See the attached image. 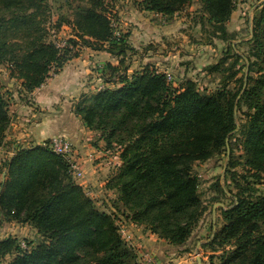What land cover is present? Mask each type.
<instances>
[{
  "label": "trees",
  "instance_id": "trees-1",
  "mask_svg": "<svg viewBox=\"0 0 264 264\" xmlns=\"http://www.w3.org/2000/svg\"><path fill=\"white\" fill-rule=\"evenodd\" d=\"M86 1L73 6L72 17L59 19L54 26L67 23L86 45L104 49L107 43L112 55H125L131 46L114 35L105 0ZM192 1L142 0L141 5L173 16ZM200 1L208 22L227 35L233 0ZM47 8L48 0H0V63L11 77L22 81L26 93L43 85L71 59L69 47L47 40ZM253 23L249 83L240 97L241 90L235 92L227 84L211 94L200 92L191 80L174 89L165 74L149 68L131 77L120 75L121 60L119 65L106 64L119 76L120 86L83 94L75 105L76 114L100 133L106 147L117 145L120 151L122 164L107 183L118 194L114 206L118 209L121 203L134 222L174 245L187 243L206 210L193 165L226 151V140L233 133L243 136L244 165L255 177H264V1ZM243 103L251 111L239 126L237 110ZM10 123L0 83V147ZM3 167L0 211L30 222L41 239L27 248L15 237L0 239V264H138L137 253L119 232L115 216L101 210L73 179L62 156L43 144L35 145L16 151ZM238 187L233 204L222 208V229L203 246L217 240L231 246L220 264H264V192ZM222 192L226 194L223 188Z\"/></svg>",
  "mask_w": 264,
  "mask_h": 264
},
{
  "label": "rangeland",
  "instance_id": "rangeland-1",
  "mask_svg": "<svg viewBox=\"0 0 264 264\" xmlns=\"http://www.w3.org/2000/svg\"><path fill=\"white\" fill-rule=\"evenodd\" d=\"M141 1L105 0L114 35L123 37L131 46L125 55L118 57L108 51L107 43L105 44L107 49H96L94 46L86 45L67 23L60 28L54 26L59 19L66 20L72 17L73 6L78 3L86 5V0H48L49 8L46 9L45 14L49 16L47 17L49 23L46 25L49 26L50 32L47 40L56 43L59 47H69L68 54L71 59L65 65L70 64L74 58L80 57L79 61H76L80 71L82 73L86 72V69L90 71L84 74L85 82H88V90L81 95H91L101 89L120 86L119 76L116 73L114 75L106 64L123 60L120 65V75L127 74L131 77L134 73L149 68V71L165 75L170 73L172 80L168 84L174 89H179L191 80L196 83L200 92L211 94L227 84L228 88L235 92L241 90L240 97L249 83L248 58L253 45V18L258 6L264 0H233L234 8L230 19L226 22L227 35H223L208 22V14L200 0H193L173 16L161 14L155 16L152 11L142 8ZM42 16L45 18L44 15ZM160 60L161 62L158 63ZM54 75L56 73H52L50 77ZM0 83L9 104L11 123L16 122L22 115L19 111L26 109L23 105H33V98L23 90L22 81L11 77L10 70L2 63H0ZM81 95L76 103L83 98ZM14 103L19 105L12 108ZM250 111L251 109L244 103L241 109L237 110L239 126L246 122V112ZM7 131L0 147V180H3L6 174V169L3 167L5 160L23 148L20 140L13 138L7 140ZM228 138L229 155L227 147L226 151L216 152L206 160L196 161L193 165V170L200 181L199 190L206 210L187 243L183 245H174L151 231L148 226L134 222L130 211L121 203L117 209L114 206V201L118 197L115 189L107 192L104 190L91 196L101 210L115 216L119 232L137 253L138 264L221 263L222 257H225V250L231 246L220 245L218 240L209 247L203 245L213 241L216 233L222 229L225 223L222 208L233 204L236 199L233 196L241 190L238 186L252 187L258 192H264V177H255L244 165L243 136L233 133ZM14 144L17 146L12 149ZM111 150L113 153L111 157L119 156L117 145ZM113 160L111 170L114 172L107 175L108 178L120 168L119 164L115 163V158ZM116 160L119 161L118 158ZM72 176L78 182L73 174ZM234 178L236 182L233 181ZM222 188L226 194L222 192ZM217 202L224 203L225 206L217 207L214 224L213 206ZM6 237L17 238L24 248L41 239L38 230L30 222H20L0 211V239ZM199 242L202 244L198 246ZM9 259L10 257L6 261Z\"/></svg>",
  "mask_w": 264,
  "mask_h": 264
},
{
  "label": "crops",
  "instance_id": "crops-1",
  "mask_svg": "<svg viewBox=\"0 0 264 264\" xmlns=\"http://www.w3.org/2000/svg\"><path fill=\"white\" fill-rule=\"evenodd\" d=\"M153 14L164 16L158 12ZM79 59L80 57L71 60V65L66 64L60 72L49 77L43 85L29 93V97L33 98V105H23L26 109L19 111L22 115L16 122L12 121L6 138L20 140L23 148L41 145L55 137L68 138L77 148L83 161L84 176L78 179L77 183L93 197L104 190L112 191L107 187L109 181L107 175L114 172L111 170L113 168L111 161L115 158V163L120 167L122 160L120 151L117 152L119 156H110L113 154L112 150L106 147L100 133L89 129L75 112L76 100L82 92L88 90L84 74L90 72L89 69L83 73L80 71L76 62ZM118 63L117 61L114 64ZM18 105L14 103L12 108ZM15 146L17 145L14 144L12 149Z\"/></svg>",
  "mask_w": 264,
  "mask_h": 264
},
{
  "label": "built area",
  "instance_id": "built-area-1",
  "mask_svg": "<svg viewBox=\"0 0 264 264\" xmlns=\"http://www.w3.org/2000/svg\"><path fill=\"white\" fill-rule=\"evenodd\" d=\"M168 82L172 80L170 73L166 74ZM43 145L49 147L53 152L62 156L69 164L70 172L75 178L80 179L84 176L83 161L80 153L74 144L66 137H55L51 140L45 141ZM16 152H14L15 154Z\"/></svg>",
  "mask_w": 264,
  "mask_h": 264
},
{
  "label": "water",
  "instance_id": "water-1",
  "mask_svg": "<svg viewBox=\"0 0 264 264\" xmlns=\"http://www.w3.org/2000/svg\"><path fill=\"white\" fill-rule=\"evenodd\" d=\"M226 142H227V147H228V155L230 154V145H229V138H227V140H226ZM218 206H222V207H224L225 206V204L224 203H221V202H217V203H215L214 204V206H213V222H214V224H215V222H216V210H217V207ZM202 244V242H199L198 243V246L199 245H201ZM198 253V252H197ZM198 260L200 261V258H198Z\"/></svg>",
  "mask_w": 264,
  "mask_h": 264
}]
</instances>
